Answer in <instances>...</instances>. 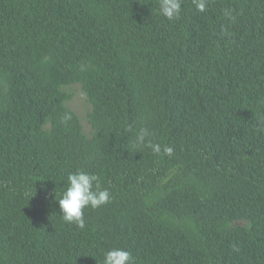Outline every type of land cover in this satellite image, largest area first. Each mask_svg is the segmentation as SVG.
Instances as JSON below:
<instances>
[{
	"label": "trees",
	"instance_id": "obj_1",
	"mask_svg": "<svg viewBox=\"0 0 264 264\" xmlns=\"http://www.w3.org/2000/svg\"><path fill=\"white\" fill-rule=\"evenodd\" d=\"M141 127L173 154L133 148ZM76 170L111 193L83 230L55 199ZM113 246L264 264V0H183L171 21L159 0H0V264H102Z\"/></svg>",
	"mask_w": 264,
	"mask_h": 264
},
{
	"label": "clouds",
	"instance_id": "obj_2",
	"mask_svg": "<svg viewBox=\"0 0 264 264\" xmlns=\"http://www.w3.org/2000/svg\"><path fill=\"white\" fill-rule=\"evenodd\" d=\"M182 2L183 0H159L160 14L169 21L178 19ZM193 3L197 12L206 11V0H193ZM62 119L67 121L71 117L66 114ZM150 135L148 128H139L134 137L133 148H149L156 155L171 156L173 154L172 147L152 142L148 139ZM100 182L101 178L97 174L84 170L68 173L66 186L55 198L59 204L63 222L83 230L86 227L84 210L86 208L96 210L109 203L111 193L108 189L101 188ZM102 264H134V258L130 251L113 246L103 252Z\"/></svg>",
	"mask_w": 264,
	"mask_h": 264
},
{
	"label": "rangeland",
	"instance_id": "obj_3",
	"mask_svg": "<svg viewBox=\"0 0 264 264\" xmlns=\"http://www.w3.org/2000/svg\"><path fill=\"white\" fill-rule=\"evenodd\" d=\"M69 91L73 93V97L69 100L68 105L80 116L84 131L89 133L90 126L86 121V114L90 108L89 102L85 99L83 92L79 85H73L69 88Z\"/></svg>",
	"mask_w": 264,
	"mask_h": 264
}]
</instances>
